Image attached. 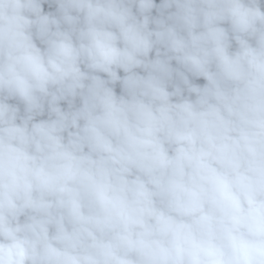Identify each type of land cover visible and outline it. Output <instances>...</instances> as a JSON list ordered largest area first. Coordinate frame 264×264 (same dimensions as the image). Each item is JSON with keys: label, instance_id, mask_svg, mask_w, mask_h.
<instances>
[{"label": "clouds", "instance_id": "clouds-1", "mask_svg": "<svg viewBox=\"0 0 264 264\" xmlns=\"http://www.w3.org/2000/svg\"><path fill=\"white\" fill-rule=\"evenodd\" d=\"M0 264H264V0H0Z\"/></svg>", "mask_w": 264, "mask_h": 264}]
</instances>
